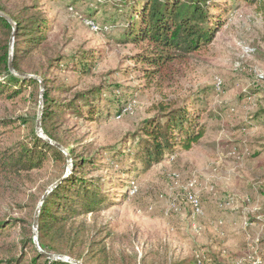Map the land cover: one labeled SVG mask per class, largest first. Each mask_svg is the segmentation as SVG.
Returning a JSON list of instances; mask_svg holds the SVG:
<instances>
[{
	"label": "rangeland",
	"instance_id": "374dc122",
	"mask_svg": "<svg viewBox=\"0 0 264 264\" xmlns=\"http://www.w3.org/2000/svg\"><path fill=\"white\" fill-rule=\"evenodd\" d=\"M0 2L15 12L37 2L48 18L45 39L33 51L28 69L43 64L48 78L73 90L120 86L113 87L120 102L106 100L113 97V88L104 90L98 102L108 117L86 120L71 115L59 129H68V144L80 156L96 161L86 175L101 179L98 184L109 202L70 222L81 261L95 264L91 256L104 248L115 264H167L184 258L209 263L211 256L229 264H264V0H211L216 4L212 12L221 14L212 42L149 77L148 66L130 57L141 45L120 43L117 30L104 34L101 27L92 30L83 22H112L115 7L104 0ZM90 13L94 16L88 17ZM83 50H92L98 58L87 75L70 66H49ZM25 89L0 100V116H24L30 125L21 119L0 127L2 140L26 137L40 111L41 97L37 102L33 88ZM198 93L202 102L195 105L208 109L199 117L205 122L203 137L189 150L172 153L173 159L165 155L145 168L134 155L143 121L162 104L191 106ZM124 108L129 109L122 112ZM111 148L126 149L123 162L110 157ZM230 150L234 153L228 155ZM63 152L66 162L51 158L40 169L0 174V220L31 222L38 198L59 176L71 172V158L66 149ZM173 172L180 173L179 181ZM189 182L202 205L199 214L192 213L184 197ZM19 232L14 226L9 240Z\"/></svg>",
	"mask_w": 264,
	"mask_h": 264
},
{
	"label": "trees",
	"instance_id": "16d2710c",
	"mask_svg": "<svg viewBox=\"0 0 264 264\" xmlns=\"http://www.w3.org/2000/svg\"><path fill=\"white\" fill-rule=\"evenodd\" d=\"M104 2L115 7V11L111 23L97 22L101 27L100 33L107 34L117 30L118 42L141 45L139 51L130 57L148 66L146 74L148 77L162 73L166 68L170 69L171 62L198 52L212 42L221 25V14L215 15L212 12L211 7H216V4L211 0H104ZM94 14L90 13L88 17H93ZM86 16L82 14V17ZM107 26L110 27L109 30ZM46 30L48 18L37 2L25 5L16 12L7 9L0 2V100L17 97L25 92V88L32 87L39 102L40 80L35 77L25 78L21 74L38 76L43 82L41 127L47 137L54 142L50 143L38 134L35 114L26 137L14 140L8 138L2 140L0 137V174H19L40 169L51 158H60L66 162L67 155L63 148L67 150L71 158V172L59 176L57 180L60 181L47 193L39 207L37 242L46 253L69 256L82 264H89L87 260L81 261V248L76 244L77 238L70 222L80 215L100 210L109 202L98 184L101 179L86 175L88 168L91 170L96 161L80 156L78 149L68 144L70 136L65 133L68 129L63 128L60 131L59 129L68 116L86 120L108 117L107 109L101 108L98 102L104 90L120 86L97 84L73 90L67 84H59L54 78H48L43 64L40 68L32 66L28 69L32 53L45 39ZM97 59L92 50H83L67 59L58 58L56 63L50 62L49 66L57 69L61 67L68 69L70 66L75 73L87 75ZM9 60L12 69L9 67ZM112 90L113 97L106 100L120 102L118 90L115 88ZM52 92L55 94H51ZM193 97L191 106L162 104L155 115L143 121L136 134L137 146L134 155L145 168L161 161L165 155L189 150L203 137L205 122H201L199 117L202 113H207L208 109L195 105L197 101L202 102L200 93ZM23 117L0 116V127L20 123L21 119L24 124L30 125ZM126 153L125 148L108 150L114 161L123 162ZM120 169L119 171L129 172L133 170ZM42 196L38 198L36 207ZM34 216L35 210L30 217L31 222L12 218L0 220V264H75L48 257L38 250L34 242ZM18 222L23 224L19 225ZM14 226L20 227V232L15 240H9ZM87 246L90 247L91 243ZM90 259L95 264H115L109 261L104 248L98 249ZM200 263L229 264L217 256H211L209 263L184 258L167 264Z\"/></svg>",
	"mask_w": 264,
	"mask_h": 264
},
{
	"label": "water",
	"instance_id": "95a60500",
	"mask_svg": "<svg viewBox=\"0 0 264 264\" xmlns=\"http://www.w3.org/2000/svg\"><path fill=\"white\" fill-rule=\"evenodd\" d=\"M12 46H13V40L11 39L10 40V49L12 50ZM9 67L12 69V63H11V60H9ZM21 76L25 77V78H30V77H35V78H38L40 80V88H41V103H42V92H43V82L42 80L38 77V76H34V75H31V74H21ZM41 112H42V105L40 106V111L37 115V120H36V131L38 132V134L40 136H42L44 139H46L47 141H49L50 143H54L50 138L47 137V135L43 132L42 130V127H41V120H40V117H41ZM60 181V180H59ZM57 181V182H59ZM56 182V183H57ZM55 183V184H56ZM53 184L48 190L47 192H45V194L42 196L39 204H38V207L35 211V216H34V221H33V233H34V242H35V245L37 246L38 250L42 253H45L48 257H51V258H57V259H62V260H67V261H70V262H73L75 264H82L81 262H79L78 260H74L68 256H64V255H56V254H52V253H46L44 252L40 246L38 245V242H37V218H38V211H39V207L44 199V197L47 195V193L52 189V187L55 185Z\"/></svg>",
	"mask_w": 264,
	"mask_h": 264
},
{
	"label": "built area",
	"instance_id": "2783aa9c",
	"mask_svg": "<svg viewBox=\"0 0 264 264\" xmlns=\"http://www.w3.org/2000/svg\"><path fill=\"white\" fill-rule=\"evenodd\" d=\"M83 22L89 27L91 28L92 30H96L98 29L99 26H97L95 24V22L93 20H89V19H84ZM221 84H222V81L221 79H216V82H215V86L217 89H219L221 87ZM129 108H124L122 110V112H125L127 111ZM236 150V149H235ZM234 153V150H230L228 151V155H231ZM175 157V154H170L168 155V158L169 159H173ZM172 177L173 179H175L176 181H179V178H180V173L179 172H173L172 173ZM192 186H193V183L192 182H189L188 185L184 186V197H185V200L189 203V206L191 207L192 209V213L193 214H199L201 212V208H202V205H201V202L199 200V198L194 194V192L192 191ZM132 189L130 190V193H134L135 191V186L132 182Z\"/></svg>",
	"mask_w": 264,
	"mask_h": 264
}]
</instances>
